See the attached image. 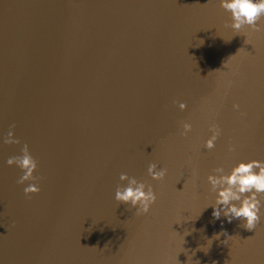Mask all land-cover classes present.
<instances>
[{
    "label": "water",
    "instance_id": "95a60500",
    "mask_svg": "<svg viewBox=\"0 0 264 264\" xmlns=\"http://www.w3.org/2000/svg\"><path fill=\"white\" fill-rule=\"evenodd\" d=\"M229 18L218 0H0V264H264V207L252 230L204 209L211 169L264 160V32L245 44ZM24 144L30 197L6 164ZM122 172L152 184L149 213L115 201Z\"/></svg>",
    "mask_w": 264,
    "mask_h": 264
},
{
    "label": "clouds",
    "instance_id": "9594fccd",
    "mask_svg": "<svg viewBox=\"0 0 264 264\" xmlns=\"http://www.w3.org/2000/svg\"><path fill=\"white\" fill-rule=\"evenodd\" d=\"M218 4L220 8L230 14V18L225 21L224 27L230 28L233 36L243 35L245 44L249 43L247 37L250 33L264 32V0H218ZM175 103L178 109L184 110L186 105L183 100H177ZM232 108L239 112L240 105L233 103ZM13 128L14 126H10L9 131L3 137L4 144H20L12 130ZM191 128L192 122L189 119H182L179 122V134L181 136L186 135ZM208 133L207 138L203 140V147L211 150L216 146V141L221 135V128L213 121L208 125ZM233 151H235V146L229 144L228 152ZM20 153V155L9 157L6 164L16 166L21 170L17 183L24 185L23 193L30 197L32 194L40 192L38 177L36 176L38 162L27 144L20 148ZM191 158V154H188L187 159L191 160ZM166 171L163 166L158 167L156 163H149L147 166V175L155 181L162 180ZM193 174L195 175V170H193ZM119 181L121 183L117 185L114 192L115 201L134 209L138 216L149 213L156 201V192L152 184L138 180L124 172L120 173ZM206 181L208 192L213 196L212 201L204 209L211 207V216L214 219L218 220L221 216L228 222L239 219L242 221V226L247 230L256 227L261 218V209L264 207V160L240 159L227 171L223 166H216L206 176ZM189 234L190 231L188 230L182 235L183 244L185 242L184 236ZM222 234L226 237L223 243H227L229 236L222 231L214 233L208 239L209 246L213 239H219ZM183 249L184 251L181 252L188 253V255L185 254V264H189V257L192 261V256L195 255L197 249H193L190 254L187 249Z\"/></svg>",
    "mask_w": 264,
    "mask_h": 264
}]
</instances>
